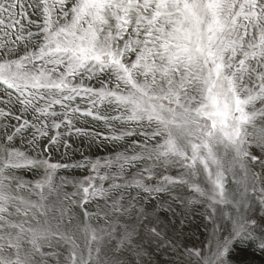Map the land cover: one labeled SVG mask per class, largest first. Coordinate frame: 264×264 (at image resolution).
<instances>
[{"label":"snow or ice","instance_id":"1","mask_svg":"<svg viewBox=\"0 0 264 264\" xmlns=\"http://www.w3.org/2000/svg\"><path fill=\"white\" fill-rule=\"evenodd\" d=\"M242 252L264 259V0H0V264Z\"/></svg>","mask_w":264,"mask_h":264},{"label":"rangeland","instance_id":"2","mask_svg":"<svg viewBox=\"0 0 264 264\" xmlns=\"http://www.w3.org/2000/svg\"><path fill=\"white\" fill-rule=\"evenodd\" d=\"M196 237H192V239L189 242H195ZM237 261L240 262H253V264H264V259H261L258 256H253L251 253L242 252L236 257Z\"/></svg>","mask_w":264,"mask_h":264}]
</instances>
